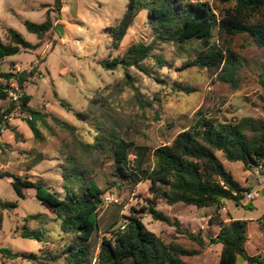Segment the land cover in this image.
Here are the masks:
<instances>
[{"label":"rangeland","instance_id":"obj_1","mask_svg":"<svg viewBox=\"0 0 264 264\" xmlns=\"http://www.w3.org/2000/svg\"><path fill=\"white\" fill-rule=\"evenodd\" d=\"M127 1L65 0L64 17L55 23L63 28L64 35L55 30L45 38L39 50L6 59L3 72L17 75L36 70L26 84L25 93L32 96L30 106L49 117L38 123L43 135L41 141L35 138L18 112L9 122L18 120L15 122L19 137L10 129H0V175L10 173L35 183L43 182L64 196L65 187H74L79 192L82 186L80 181L66 183L62 177L65 169L71 167L68 157H76L79 168L86 171V179L93 178L106 191L102 199L112 196L117 201L100 207L98 228L89 242L93 263L103 239L123 229L135 210L139 211L146 228L165 244H178L193 254L183 258L188 264H219L223 246L212 243V239L232 220L249 221L247 253L264 257V196L250 203L244 199L240 204L224 201L221 206L205 209L184 204L169 206L151 192L150 181L130 183L117 175L107 152L88 149L98 135L96 123L104 122L106 127L115 125L124 139L149 149L144 160V168H148L153 167L154 150L170 145L179 133L192 128L199 117L221 123H237L243 118L264 121V91L259 82L260 76L264 77V49L246 34L229 37L215 32L213 44L224 50L231 49L239 58L238 88L220 82L217 75L208 70L184 69L196 58L197 45L157 41L148 10L140 13L120 47L114 49L108 28L119 25ZM190 1L208 4L217 16L233 6L223 0ZM53 3L54 0H0V37L5 41L7 30L13 29L26 41L38 43L37 37L28 33L24 22H44L47 9L42 5ZM136 43L152 44L154 49L144 62L149 75L130 69L131 86L123 68L110 72L101 63L124 55ZM0 85L7 88L9 95L6 101L0 100V106L5 109L20 93L14 79L2 80ZM132 87L139 91V96ZM60 101L70 106L71 111L63 108ZM78 112L89 114L90 120H78L75 116ZM54 119L76 127L75 135ZM217 156L235 180L250 192L264 189V171L254 175L253 170H246L242 163H230L220 152ZM135 160L134 154L131 155V168ZM12 181L0 179V201L18 202V207L12 211L0 207V246L20 254H35L38 259L1 261L0 257V264H70L66 255L74 236L61 231L60 221H55L56 215L40 203L35 189L24 190L25 200L19 199ZM151 204L168 216L172 224L155 220L149 211H143ZM41 213L51 218L46 225L25 221L27 216ZM25 225L30 230H46V242L23 239L21 233ZM239 264L247 262L242 260Z\"/></svg>","mask_w":264,"mask_h":264},{"label":"trees","instance_id":"obj_2","mask_svg":"<svg viewBox=\"0 0 264 264\" xmlns=\"http://www.w3.org/2000/svg\"><path fill=\"white\" fill-rule=\"evenodd\" d=\"M233 3L218 16L206 3L190 0H128L124 15L116 27L108 28L112 48L118 49L136 18L148 10V19L156 34V40L181 46L196 44V58L185 65L184 69L200 68L217 75L220 82L234 88L240 85V65L238 56L231 49H221L213 44L215 32L235 37L248 35L261 49H264V0H223ZM47 9L46 19L42 23L25 21L28 33L37 37L38 43L32 44L22 34L13 29L6 32V40L0 37V81L15 80L20 95L11 100L7 108L0 106V129H10L19 137L17 127L9 119L18 112L35 138L43 140L39 129L40 122L49 116L30 106L32 96L25 93L26 84L36 73L35 69L23 71L17 75L3 72L7 58L23 52L39 50L45 38L56 30L55 23L63 18L64 0H54L53 4H43ZM153 46L143 43L132 44L120 57L105 60L101 66L106 71H116L119 67L125 71L126 81L133 86L131 68L149 75L144 62L151 56ZM161 63V62H160ZM264 91V77L259 78ZM135 89L136 95L139 91ZM6 87L0 85V100L6 101L9 95ZM193 93V90H187ZM60 105L71 111L70 106L60 101ZM78 120L88 122L89 114L75 113ZM54 121L63 129L75 135L74 126ZM98 135L88 149L107 152L121 178L135 185L150 181L151 192L165 200L169 206L184 204L198 209L223 205L224 201L240 204L249 188L243 187L229 173L220 161L217 153H222L230 163H242L246 170L264 168V121L243 118L237 123H221L218 120L199 117L195 125L179 133L170 145L157 148L152 153L153 167L144 168V160L150 151L146 147L136 146L124 139L115 125L106 127L104 122L96 123ZM1 135V134H0ZM135 156L133 168L130 156ZM71 167L62 174L64 182L80 181L78 191L74 187H65L62 196L52 191L45 183H35L10 173L0 175V179H12L11 185L19 199L25 200L24 190L35 189L40 203L56 215L61 231L74 236V243L67 250L66 260L70 264H188L184 257L193 254L178 244H165L144 225L139 211L127 218V223L114 232L111 238H104L96 262L90 255L89 242L98 228L99 210L103 203L105 190L100 188L93 178L86 179V171L79 168L77 158L68 157ZM3 210L12 211L18 202L0 201ZM149 211L155 220L172 224L170 218L159 213L154 204L143 209ZM28 221L46 225L51 218L46 213L27 216ZM249 221L232 220L224 224L212 243L223 246L219 264H239L242 258L247 264L264 260L262 256H249L246 250ZM47 231L38 228L30 230L24 226L23 239L46 242ZM1 261L37 260L35 254L17 253L10 248L0 246Z\"/></svg>","mask_w":264,"mask_h":264},{"label":"built area","instance_id":"obj_3","mask_svg":"<svg viewBox=\"0 0 264 264\" xmlns=\"http://www.w3.org/2000/svg\"><path fill=\"white\" fill-rule=\"evenodd\" d=\"M262 171H264V168L263 167H258V168H255L252 173L254 175H259L260 172H262ZM261 196H264V189H261V190H259L256 193H252V192L248 191V192H246L244 194V201L246 203H250V202L254 201L255 199H257V198H259ZM116 202L117 201H115L112 196L111 197H104L101 207L104 206V205H111V204H114ZM263 224H264V217H263ZM252 264H264V260H261L260 262H255V263H252Z\"/></svg>","mask_w":264,"mask_h":264},{"label":"crops","instance_id":"obj_4","mask_svg":"<svg viewBox=\"0 0 264 264\" xmlns=\"http://www.w3.org/2000/svg\"><path fill=\"white\" fill-rule=\"evenodd\" d=\"M64 4H65V0H64ZM63 17H64V16H63ZM17 56H18V55H17ZM5 61H6V60H5ZM5 61H4V62H5ZM8 62H15V61H14V60H8ZM2 68H3V67H2ZM15 121H18V120H12V121H11V125L14 126V127H17V126H16V125H17V122H15ZM22 123H23V122H22ZM4 131H5V130H4ZM4 131H3V132H4ZM1 135H2V134H1ZM1 135H0V137H1ZM0 156H1V152H0Z\"/></svg>","mask_w":264,"mask_h":264},{"label":"water","instance_id":"obj_5","mask_svg":"<svg viewBox=\"0 0 264 264\" xmlns=\"http://www.w3.org/2000/svg\"><path fill=\"white\" fill-rule=\"evenodd\" d=\"M56 30L59 31L61 35H64V30L60 25L56 26ZM242 261V258L239 259V262Z\"/></svg>","mask_w":264,"mask_h":264}]
</instances>
